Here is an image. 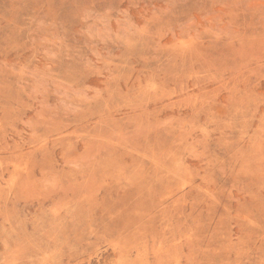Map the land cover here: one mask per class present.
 Instances as JSON below:
<instances>
[{
    "label": "rangeland",
    "instance_id": "obj_1",
    "mask_svg": "<svg viewBox=\"0 0 264 264\" xmlns=\"http://www.w3.org/2000/svg\"><path fill=\"white\" fill-rule=\"evenodd\" d=\"M0 264H264V0H0Z\"/></svg>",
    "mask_w": 264,
    "mask_h": 264
}]
</instances>
